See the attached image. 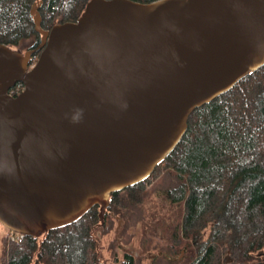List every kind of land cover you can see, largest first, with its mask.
Listing matches in <instances>:
<instances>
[{"label": "water", "instance_id": "water-1", "mask_svg": "<svg viewBox=\"0 0 264 264\" xmlns=\"http://www.w3.org/2000/svg\"><path fill=\"white\" fill-rule=\"evenodd\" d=\"M41 6L36 49L0 44V224L36 238L95 206L103 225L196 109L264 66V0H91L50 31Z\"/></svg>", "mask_w": 264, "mask_h": 264}, {"label": "trees", "instance_id": "trees-1", "mask_svg": "<svg viewBox=\"0 0 264 264\" xmlns=\"http://www.w3.org/2000/svg\"><path fill=\"white\" fill-rule=\"evenodd\" d=\"M91 0H0V44L29 50L41 27L76 22ZM153 3L160 0H133ZM32 60L31 66L38 60ZM19 83L10 90L18 96ZM156 198V201H154ZM100 206L42 237L3 239L0 264H264V66L229 92L196 109L176 149L150 178L111 195L102 225ZM118 220L123 227L108 244ZM12 232L9 231V234Z\"/></svg>", "mask_w": 264, "mask_h": 264}, {"label": "rangeland", "instance_id": "rangeland-1", "mask_svg": "<svg viewBox=\"0 0 264 264\" xmlns=\"http://www.w3.org/2000/svg\"><path fill=\"white\" fill-rule=\"evenodd\" d=\"M32 41L27 42L22 48H20L19 50L23 51V52H27L28 47L30 46ZM154 201H156V198H154ZM123 220H118V222L115 225V228L113 229L114 231H112V234L108 237H104V239H102L103 241V255L105 257V259L107 260V263L109 262V259L111 258V252L108 250V244L110 243V241H112V239L114 238V235H116L117 233H119V231L122 229L123 227ZM10 234H9V230L7 228H5L3 225L0 224V255H2L3 253V239L5 237H8V239L10 238ZM136 253L138 256H142L141 257V262L140 264H150V261H152L155 258V253L152 252V250H145V252H143V254L140 251L139 248V243L138 245H136ZM226 264H232L233 263V259L231 258V256H227L226 260H225Z\"/></svg>", "mask_w": 264, "mask_h": 264}, {"label": "built area", "instance_id": "built-area-1", "mask_svg": "<svg viewBox=\"0 0 264 264\" xmlns=\"http://www.w3.org/2000/svg\"><path fill=\"white\" fill-rule=\"evenodd\" d=\"M10 235H11L10 236L11 240H19L20 238L24 237V235H21V234H18V233H14V232H12Z\"/></svg>", "mask_w": 264, "mask_h": 264}]
</instances>
